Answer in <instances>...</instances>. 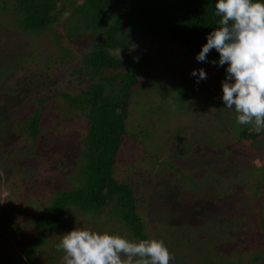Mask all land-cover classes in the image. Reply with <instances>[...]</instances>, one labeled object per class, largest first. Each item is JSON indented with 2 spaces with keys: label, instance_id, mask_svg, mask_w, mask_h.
<instances>
[{
  "label": "rangeland",
  "instance_id": "obj_1",
  "mask_svg": "<svg viewBox=\"0 0 264 264\" xmlns=\"http://www.w3.org/2000/svg\"><path fill=\"white\" fill-rule=\"evenodd\" d=\"M161 2L141 0L143 14L152 20L148 25L150 31L156 28ZM1 22L11 20L5 13L0 14V259L22 254L36 235L27 221L46 208L57 190L78 185L74 162L69 164L66 159L80 150L87 130L85 116L61 97L64 93L75 95L86 87L76 73L77 67L83 66L77 44L64 39L70 53L63 55L51 32L27 36L13 25ZM54 31L61 33L62 29L57 26ZM130 38L127 51L135 60L146 49L152 59L131 94L129 126L115 161V177L134 187L138 211L150 237L170 247L176 259L173 264H215L209 257L214 245L225 250L217 252L219 257L227 258L234 253L228 239L230 231L213 233L197 229L196 223L204 220L227 223L238 218L237 208L254 191L248 177L249 164L228 161L224 165L221 156L213 153L215 147L210 142L211 138L216 143L228 142L230 138L227 145L236 141L235 109H228L222 98L227 64L198 62L182 49L172 50L178 62L172 58L162 61L155 54L161 49L160 43L150 42L149 36L132 34ZM112 53L119 58L123 56L120 49ZM200 68L205 69L207 78L199 83L195 76L188 79L191 105H176L177 81L187 76L189 69ZM38 97L47 101L42 112L41 136L34 143L18 133L17 124L39 108ZM141 124L147 128L142 129ZM259 138L264 143V133ZM185 142L190 146H184ZM157 146L163 155L152 165L149 158ZM259 156L257 162L264 165V151ZM175 157L181 163L194 165L195 173L191 167L189 170L184 165L177 166L179 175L185 174L180 183L176 182L178 174L160 166L162 160L172 161ZM192 190L195 193L191 194ZM261 200L264 202V190ZM72 209H67L69 213L62 219L64 227L60 232L47 233L49 247L34 252L33 264H50L54 257L58 258L57 264H63L64 253L58 255L51 248L52 241L85 224V215ZM109 223L117 229L115 221ZM256 249V245L251 246V250ZM261 249L259 264H264V247Z\"/></svg>",
  "mask_w": 264,
  "mask_h": 264
},
{
  "label": "trees",
  "instance_id": "obj_2",
  "mask_svg": "<svg viewBox=\"0 0 264 264\" xmlns=\"http://www.w3.org/2000/svg\"><path fill=\"white\" fill-rule=\"evenodd\" d=\"M216 2L217 0H162L156 28L150 31L148 25L152 20L143 14L141 0H0V14L5 13L11 20V23L1 22L3 25L11 24L27 36L49 31L63 55L70 53L69 48L63 44L64 39L77 44L83 66H78L76 73L79 82L86 87L75 95L64 93L61 97L69 106L82 113L87 122L82 147L74 157L69 155L66 159L69 164L74 162L77 174L74 179L78 178V185L56 191L46 208L27 221L36 231L30 246L20 255L14 253L0 259V264H33L34 252L38 248L49 247L47 233H51V230L53 233L57 230L60 232L64 227L61 222L68 208H74L71 211L77 210L85 215V228L120 234L136 242L152 239L144 218L138 211L134 187L117 179L114 171L115 161L129 126L127 117L132 91L139 84V76L152 59L148 49L139 59L133 58L127 51L130 35L149 36L150 42L160 43L161 49L155 54L162 61L172 58L178 62L176 54L172 52L175 49H182L186 56L197 57L202 46L207 43L208 34L219 26L221 17L215 15ZM57 26L61 27V33L54 31ZM116 49L123 52L121 58L112 53ZM213 60L217 63L219 61V53L215 49L207 57V61ZM192 71L189 69L188 75L176 83L179 87L176 105H191L188 79ZM170 84L173 86L174 82ZM36 100L39 108L23 116L17 124L18 133L34 143L41 136V118L47 98L38 97ZM149 109L153 114V109ZM233 112L236 141L227 145L230 138L228 142L217 143L211 138L210 142L215 147L213 153L221 156L224 165L228 161L249 164L248 177L254 184V191L247 197L245 204L237 208L240 211L238 218H232L227 223L223 222L224 224L221 221H198L196 228L213 230V233L218 230L225 233L230 231L228 239L234 253L227 258L219 257L225 250L214 245L213 254L209 257L215 264H259L263 254L261 248L264 247V202L261 200L264 165L259 164L257 158L264 151V143L259 140L264 130L256 133L251 125H239L236 121L237 113L235 110ZM141 126L142 129L147 128L146 125ZM184 146L189 147L190 143L185 142ZM157 147L154 155L149 158L152 165L157 164L163 155V151L160 152V147ZM181 165L189 170L191 167V171L195 173L192 170L193 164L181 163L178 157L172 161L162 160L160 166L165 171L170 169L178 174L176 182L180 183V177L185 175H179L177 171V166ZM195 176L203 177L199 174ZM200 188L201 186L197 191ZM193 193L195 191L192 190L191 194ZM110 221L117 223L119 232ZM67 224L65 223L66 228ZM57 241L60 240L52 241L51 248L60 255L63 252L57 250ZM252 245H256L258 249L251 250ZM54 258L50 264H57L55 260L58 258ZM175 260H170L169 264H173Z\"/></svg>",
  "mask_w": 264,
  "mask_h": 264
},
{
  "label": "clouds",
  "instance_id": "obj_3",
  "mask_svg": "<svg viewBox=\"0 0 264 264\" xmlns=\"http://www.w3.org/2000/svg\"><path fill=\"white\" fill-rule=\"evenodd\" d=\"M215 15L221 17L219 26L208 34L196 59L207 62L213 49L219 53L218 64H227L224 104L235 109L239 125H251L260 133L264 130V0H217ZM191 75L197 83L207 78L203 68L193 69ZM56 247L63 250V264H169L174 259L162 240L136 242L84 227L63 234Z\"/></svg>",
  "mask_w": 264,
  "mask_h": 264
}]
</instances>
